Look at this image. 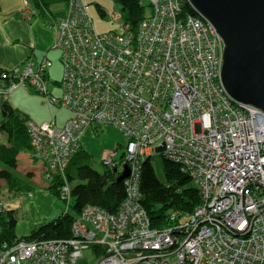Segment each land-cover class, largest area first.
I'll use <instances>...</instances> for the list:
<instances>
[{
  "label": "built area",
  "instance_id": "1",
  "mask_svg": "<svg viewBox=\"0 0 264 264\" xmlns=\"http://www.w3.org/2000/svg\"><path fill=\"white\" fill-rule=\"evenodd\" d=\"M148 3L135 32L122 23L120 31L99 33L83 0H69L64 15L48 24L57 31L50 49L61 52L62 79L49 77L48 51L0 73V97L29 84L70 113L62 126L54 118L27 121L31 157L44 179L62 173L86 127L104 124L126 143L122 163L113 148L103 164L130 170L117 212L87 204L69 238L1 243L0 264H264V113L227 93L223 43L210 22L184 12L183 0ZM109 17L118 21L121 14ZM158 153L201 193L191 214L181 220L173 212L162 227L151 225L139 192L141 165ZM57 191L67 200L71 186Z\"/></svg>",
  "mask_w": 264,
  "mask_h": 264
},
{
  "label": "trees",
  "instance_id": "2",
  "mask_svg": "<svg viewBox=\"0 0 264 264\" xmlns=\"http://www.w3.org/2000/svg\"><path fill=\"white\" fill-rule=\"evenodd\" d=\"M33 1L35 6H30L29 0H25L26 8L34 14H43L45 23L48 25L49 23L55 24L57 17L65 13V9L54 10L53 5L64 3L66 8L69 0ZM116 1L121 5V10L117 11L121 14V24H127L129 29L135 32L140 21L148 14L147 7H150V4L148 1L144 3L143 0ZM97 5L101 16H106L108 12L101 5ZM182 9L184 12L197 14L187 0H183ZM2 71H7V69L0 67V73ZM9 83L10 80L5 79L1 85L8 86ZM24 87L35 90L29 84ZM8 95L0 97V186L3 181L8 191L16 194L24 189L31 190L33 187L31 186L33 182H30L33 176L31 172L23 177L16 174L20 151L31 152L32 146L26 126L29 119L9 103ZM90 157L91 155L79 144L76 152L63 168V175L54 176L52 184L49 185V188L58 196L57 187L62 185V179L66 178L70 182L68 183L71 186L70 198L72 197L70 209L48 221L37 224L30 233L17 235L15 233L17 222L15 209L1 205L3 209L0 210V245L4 242L12 244L19 239L33 241L42 238H69L72 234L74 220L87 204L96 205L110 213L117 212L126 195L124 180L117 181L119 172L112 166L106 165L101 171L92 167ZM162 171L164 180L157 177L151 158L146 159L141 165L140 202L154 227L168 225L170 214L173 212H180L181 220L185 219L201 202L199 188L189 174L181 171L177 163L164 159ZM58 179L60 184L57 183Z\"/></svg>",
  "mask_w": 264,
  "mask_h": 264
},
{
  "label": "rangeland",
  "instance_id": "3",
  "mask_svg": "<svg viewBox=\"0 0 264 264\" xmlns=\"http://www.w3.org/2000/svg\"><path fill=\"white\" fill-rule=\"evenodd\" d=\"M148 0H143L144 3H147ZM84 4L87 6V12L89 15V18L91 20V25L98 31L99 33H108L110 31H120V25L121 20L114 21L111 20L109 17V13L112 11H119L121 10V5L116 0H83ZM23 5L24 8H26L25 0H0V23L4 24V27H6L8 30L10 29L9 26H7V18L9 13H11L14 9H20V5ZM30 6H35L33 0H29ZM101 5V7L108 12L106 16H101L98 5ZM54 10L58 9H65V4L60 3L53 5L52 7ZM150 7H147V13H150ZM5 28V29H6ZM1 29V28H0ZM11 30V29H10ZM57 39V37H56ZM55 39V40H56ZM17 41H14L12 46H8V52H6L9 56L12 57V49L17 46ZM2 53H3V47H0ZM1 53V52H0ZM5 53V52H4ZM3 53V54H4ZM42 53L39 54L41 56ZM1 57V54H0ZM48 57L52 60V64L50 67L47 68L48 75L53 81H60L63 77V64L61 62V52L60 50H54L49 49L48 50ZM24 62V61H23ZM23 62H20L18 65H21ZM13 67V66H12ZM11 68V67H10ZM7 99L9 103L17 109L20 113H23L29 120L40 124L43 122H50L55 119V122L58 126H62L66 120L70 117L69 112L66 109L57 107L55 105H52L48 103L45 98L36 92L35 90L28 89L24 86H20L17 89L13 90L8 96ZM1 117V116H0ZM110 125V124H107ZM111 126V125H110ZM113 126V125H112ZM114 129L107 128L106 125L100 126L97 130H94V137L95 141L98 140L97 145L93 148V151L95 153L96 150L104 147H109L107 144L109 141H112V145L114 146L116 144V133H120L123 137V134L118 131L116 127H113ZM125 137H123L124 139ZM120 141V140H118ZM126 139H124L120 144L115 146L114 148H118V153L115 157L117 161L122 163L124 160L123 158V152L125 151V145ZM108 150H105L102 152L100 158H98L96 155H91L90 157V164L92 167L103 170L106 165L103 164V157L105 155H108L109 150L112 148H107ZM31 154L28 150H22L19 153V159H18V165L16 167V174L20 176H24L25 174L33 172L30 170L32 166H36V162H30L32 160V157H29L28 155ZM31 156V155H30ZM164 157L161 153L153 154L151 157L152 165L155 169V172L157 174V177L164 180L163 177V162ZM39 164V163H38ZM43 167V166H42ZM121 168V166H120ZM42 170V169H41ZM40 170V171H41ZM43 177V173L41 174ZM28 178V177H26ZM44 179V177H43ZM48 182H42V185L45 184V187L40 188L39 185L35 186V192L34 197H26V190L22 191L19 196L18 200L19 208L15 209L16 214V225H15V233L17 235L20 234L21 231L24 234L30 233V231L39 223L48 221L57 215H59L61 212H63L67 208V203L64 202L62 199H60L52 189L47 187V184H50L51 181L44 179ZM31 182V181H30ZM31 186L32 183H31ZM12 194V193H11ZM41 195L38 201H36L37 197ZM12 197L10 195V192L8 191L6 185L3 181H1L0 186V204H3V206H7L6 203H9L6 201L8 197ZM28 196V195H27ZM31 202L33 201L34 204L32 205V208L29 206V200ZM39 221V222H37ZM36 222V223H35ZM85 255L88 256L90 262H95L96 256L93 252H90L89 250L84 252Z\"/></svg>",
  "mask_w": 264,
  "mask_h": 264
},
{
  "label": "water",
  "instance_id": "4",
  "mask_svg": "<svg viewBox=\"0 0 264 264\" xmlns=\"http://www.w3.org/2000/svg\"><path fill=\"white\" fill-rule=\"evenodd\" d=\"M187 2L214 26L222 40L221 80L227 93L233 100L264 112V0ZM123 168L117 181L129 175L128 165Z\"/></svg>",
  "mask_w": 264,
  "mask_h": 264
},
{
  "label": "crops",
  "instance_id": "5",
  "mask_svg": "<svg viewBox=\"0 0 264 264\" xmlns=\"http://www.w3.org/2000/svg\"><path fill=\"white\" fill-rule=\"evenodd\" d=\"M20 9H14L11 13H9L8 18H7V26L10 27L8 30L6 27H4V24L0 23V47H3V53L0 49V67L1 68H10L12 66H15L19 64L20 62L25 61L28 59L30 56H33L35 54H40L44 51H48L55 41L57 37V31L46 25L45 23V17H43V14H34L31 12L30 9L24 8V6L21 4ZM33 8V7H32ZM25 11V14H24ZM6 28V29H5ZM17 41V46L12 49V57L9 56L6 52H8V46H12L13 42ZM70 114V113H69ZM107 128L114 129V126H110L107 124ZM95 126H88L84 129L82 132L81 138H80V145L81 148L86 150L90 155H96L98 158H100L101 154L103 151L108 150L107 148H114L117 144L119 145L120 142H122L124 139L122 135L118 132L116 133L117 138H116V144L113 146L112 141H109L107 144H109V147H104L100 148L98 150L93 151V148L97 145L98 140L95 141V135H94V130ZM119 131V130H118ZM120 140V141H118ZM117 145V146H118ZM29 157L30 154L28 155ZM30 162H36L31 160ZM39 162H36V166H32L30 170L33 172V176L30 178V181H32V189L31 191L35 192V186L39 185L40 188L45 187V184L42 185V182H48L43 179L41 176L42 171V164H38ZM46 185H49L46 183ZM48 187V186H47ZM30 191V190H27ZM10 192V195L13 194L12 197H8L6 201L9 203H6L7 208L10 209H18L20 201L18 200V196L21 192L19 193H12ZM26 197L27 196L26 194ZM34 197V195H32ZM31 197V198H32ZM41 195H39L36 199V201L39 200ZM30 198V197H29ZM29 200V199H27ZM29 206L32 208V205L34 202L29 200ZM39 222V221H37ZM36 223V222H35ZM21 231L20 234L26 235ZM28 234V233H27Z\"/></svg>",
  "mask_w": 264,
  "mask_h": 264
},
{
  "label": "bare ground",
  "instance_id": "6",
  "mask_svg": "<svg viewBox=\"0 0 264 264\" xmlns=\"http://www.w3.org/2000/svg\"><path fill=\"white\" fill-rule=\"evenodd\" d=\"M197 13V12H196ZM198 14V13H197ZM200 16V15H199ZM248 104V103H247ZM252 105V104H251ZM255 106V105H254ZM260 109V108H259ZM261 110V109H260ZM263 112V111H262ZM264 113V112H263ZM41 171H43V170H41ZM63 175V172H62V174L60 173V172H58V173H54L53 174V176H62ZM57 183H59V179H58V181H57ZM68 183H70L66 178H64V179H62V184H68ZM50 184H52L51 182H50ZM49 184V185H50ZM60 184V183H59ZM49 185H48V187H49ZM26 194L29 196V197H31L32 195H33V192L30 190V191H27L26 192ZM201 194V193H200ZM59 197V196H58ZM60 198V197H59ZM61 199V198H60ZM71 199H72V197L70 198H68L67 200L66 199H62L64 202H66L67 203V208L64 210V212H67L69 209H70V202H71ZM97 211L98 212H101V213H103L104 212V210L103 209H101V208H97ZM80 214H81V212H80ZM80 214L77 216L78 218H79V216H80ZM151 222V221H150ZM26 242H30V240H27ZM70 248L71 247H73L74 246V244L73 243H71L70 245ZM92 248L93 249H97V246H95V245H92ZM117 259H119V257H117Z\"/></svg>",
  "mask_w": 264,
  "mask_h": 264
}]
</instances>
